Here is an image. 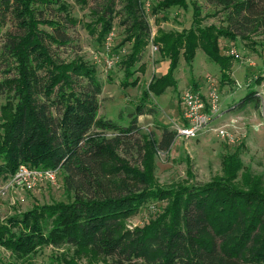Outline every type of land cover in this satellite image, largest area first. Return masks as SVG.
<instances>
[{
  "label": "trees",
  "instance_id": "16d2710c",
  "mask_svg": "<svg viewBox=\"0 0 264 264\" xmlns=\"http://www.w3.org/2000/svg\"><path fill=\"white\" fill-rule=\"evenodd\" d=\"M189 1L192 26L159 30L154 37L169 68L149 82L146 99L173 86L181 57L192 62L199 48L221 67V82H232L228 73L235 57L226 55L220 39L236 42L239 36L245 40L247 34L264 33V0H206L226 12V26L203 25L193 0H158L155 5L150 0V7L153 2L154 14H168L173 7L188 10ZM68 2L0 0V179L15 176L21 166L57 170L69 197L36 204L1 221L0 247L24 264H34L47 247L64 249L52 256L51 264H264V176L249 169L242 172L236 152L224 158L220 179L159 186L155 157L170 150L176 131L165 126L159 141L148 134L137 137L139 117L153 110L144 104L135 109L128 126L99 117L103 84L97 67L84 56L66 61L58 54L57 49L74 45L68 30L76 21ZM95 2L96 22L89 27L98 33L100 46L115 21L123 28L124 39L112 51L120 54L131 44L119 66L126 74L124 84L135 86L139 79L128 78L152 35L146 0ZM263 79L255 81L260 85ZM256 94L248 93L234 107L253 103L260 108ZM109 131L113 136H107ZM134 149L138 163L128 159ZM164 199L167 204L148 223L127 225L141 208Z\"/></svg>",
  "mask_w": 264,
  "mask_h": 264
},
{
  "label": "rangeland",
  "instance_id": "374dc122",
  "mask_svg": "<svg viewBox=\"0 0 264 264\" xmlns=\"http://www.w3.org/2000/svg\"><path fill=\"white\" fill-rule=\"evenodd\" d=\"M106 3L107 0H99ZM158 0H155L157 3ZM201 10L203 25L226 26V12L222 7L214 6L206 0H193ZM71 17L76 21L69 25V34L74 45L58 50L60 57L66 61L76 55L84 56L97 67L98 78L103 84V92L100 95L101 107L98 115L101 118L112 120L120 126H128L132 115L138 105L144 104L146 109H153L138 119L140 135L148 134L157 141L162 137L164 127L175 131V124L182 125L181 96L185 91H194L195 86L201 92H206L209 78L213 79L219 88L221 110L226 113L215 122V129L203 132L198 138L186 139L176 137L168 151H158L155 157V179L159 186L177 188L193 184H205L224 177L223 160L232 153L240 152L242 160V172L246 169L252 173L264 176V110L254 107L249 103L246 107L236 109L240 100L252 91L264 90V79L257 84V77L264 75V33L247 34V39L239 36L236 42L230 38L220 39L221 47L226 55H234L232 70L228 73L232 82L222 83L221 67L208 58L202 49L196 50L192 62L181 57L173 72L175 84L168 87L160 95L151 93V97H145L149 82L154 76L167 74L169 59L162 57L158 51L151 53V44L147 45L141 62L134 64L135 72L128 78L132 81L139 79L137 85H125L126 74L119 63L108 69L104 61L107 54L105 45L100 46L97 40L98 33L92 32L89 25H94L96 16L92 8L97 6L95 0H87V4L80 0H69ZM152 6L146 10V17L155 37L159 30L182 31L189 29L194 21V9L189 1V9L179 7L170 8L168 14L160 12L157 15L152 12ZM168 18H166V17ZM49 30V28H48ZM115 46L124 39V30L115 21ZM114 48V47H113ZM131 49L128 44L121 50V57ZM160 50V46H159ZM115 53V52H114ZM95 56L102 62L95 63ZM145 64V69L140 67ZM256 82V83H255ZM128 83V82H127ZM130 83V82H129ZM4 103L0 99V105ZM134 110L128 114L127 108ZM221 129L226 130L232 137V141L221 135ZM114 132L109 131L108 137ZM121 152V151H120ZM122 155L127 154L124 151ZM128 159L133 163L139 162V154L136 149L128 154ZM241 172V173H242ZM16 176V175H15ZM15 176L0 179V222L16 213L30 210L36 204H50L53 202L67 201L69 199L64 183L63 174L59 171L54 182L39 181L30 189L24 184H18ZM168 199L159 202H151L149 206L141 208L127 221L130 228L143 226L155 218L160 210L167 204ZM52 247L44 248L32 261L34 264H51L52 256L62 253ZM24 264L17 261L11 253L0 247V264ZM80 264H88L85 261ZM96 264H111L100 261Z\"/></svg>",
  "mask_w": 264,
  "mask_h": 264
},
{
  "label": "built area",
  "instance_id": "2783aa9c",
  "mask_svg": "<svg viewBox=\"0 0 264 264\" xmlns=\"http://www.w3.org/2000/svg\"><path fill=\"white\" fill-rule=\"evenodd\" d=\"M150 4V0H146L145 7L149 9ZM154 37L155 35L152 32L150 38L152 55L159 51V46L154 43ZM114 40L115 32L112 30L105 40L107 51H112ZM120 60L121 55L113 52L107 54L104 64L108 69H111L118 64ZM95 61L96 63L102 62L101 58L98 56H95ZM256 95L261 99V108L264 110V90H258ZM181 104L183 107L181 111L182 125L175 124L177 137L186 139L198 138L203 132L215 129L213 125L225 114V111L221 110L220 106L219 88L211 78L208 80L206 92H201V90L183 92ZM221 135L229 138L231 141L233 140L229 132L224 129H221ZM57 175V170H41L28 166H21L15 176V181L18 184H24L32 189L39 181L54 182Z\"/></svg>",
  "mask_w": 264,
  "mask_h": 264
},
{
  "label": "water",
  "instance_id": "95a60500",
  "mask_svg": "<svg viewBox=\"0 0 264 264\" xmlns=\"http://www.w3.org/2000/svg\"><path fill=\"white\" fill-rule=\"evenodd\" d=\"M127 112H128V114H132L134 112V110L132 108L128 107Z\"/></svg>",
  "mask_w": 264,
  "mask_h": 264
},
{
  "label": "crops",
  "instance_id": "0c3cea01",
  "mask_svg": "<svg viewBox=\"0 0 264 264\" xmlns=\"http://www.w3.org/2000/svg\"><path fill=\"white\" fill-rule=\"evenodd\" d=\"M225 113H226V111H225Z\"/></svg>",
  "mask_w": 264,
  "mask_h": 264
}]
</instances>
